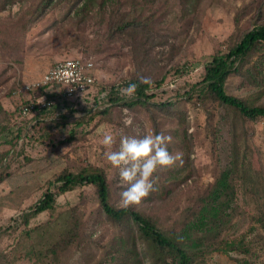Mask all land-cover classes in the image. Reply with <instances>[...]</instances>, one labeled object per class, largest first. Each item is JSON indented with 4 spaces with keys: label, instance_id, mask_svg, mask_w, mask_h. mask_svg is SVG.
Wrapping results in <instances>:
<instances>
[{
    "label": "rangeland",
    "instance_id": "374dc122",
    "mask_svg": "<svg viewBox=\"0 0 264 264\" xmlns=\"http://www.w3.org/2000/svg\"><path fill=\"white\" fill-rule=\"evenodd\" d=\"M260 24L264 0H0V264H176L154 260L131 221L108 219L91 184L25 216L61 172L87 166L104 169L122 207L127 185L102 136L111 133L117 150L121 135L147 132L169 135L178 159L129 206L183 235L193 264H264V117L220 102L202 82L206 62ZM77 57L95 64L93 90L22 117L21 100L37 91L18 89ZM141 78L144 103L120 91ZM226 91L264 106V47Z\"/></svg>",
    "mask_w": 264,
    "mask_h": 264
},
{
    "label": "trees",
    "instance_id": "16d2710c",
    "mask_svg": "<svg viewBox=\"0 0 264 264\" xmlns=\"http://www.w3.org/2000/svg\"><path fill=\"white\" fill-rule=\"evenodd\" d=\"M260 47H264V24L255 25L248 30L227 53L214 54L205 64V74L202 79V82L214 94L215 98L222 103L237 108L241 113L252 119L259 116L264 117V106L249 105L243 99L228 94L226 82L229 76L238 72L246 59ZM133 83L137 85L135 91L140 102H146V99L150 97L145 91L149 84L139 80H134ZM42 92L47 93L55 100L54 106L58 105L59 100L55 93L50 90L46 91L44 88ZM30 96L21 100L18 108L20 115L21 107L28 102ZM70 101L79 102L80 100ZM54 182L57 183L56 191L47 190L31 207L30 211L25 214L27 220L29 217L53 209L57 195L66 193L78 186L91 184L96 187L100 207L107 218L119 222L129 220L134 223L138 228L140 242L148 247L154 260L159 262L160 260L166 261L168 258H173L176 264H193V258L188 247L183 245L181 241L184 240L183 235L179 234L178 238L171 236L159 228L151 217L144 215L142 212L130 206L126 208L117 207L111 203L110 186L103 168L87 166L78 171L65 170L55 178ZM220 183L224 184V182Z\"/></svg>",
    "mask_w": 264,
    "mask_h": 264
},
{
    "label": "clouds",
    "instance_id": "9594fccd",
    "mask_svg": "<svg viewBox=\"0 0 264 264\" xmlns=\"http://www.w3.org/2000/svg\"><path fill=\"white\" fill-rule=\"evenodd\" d=\"M59 74V70L57 73ZM146 82V78H141ZM137 85L129 83L120 91L126 97H132ZM125 127L131 125L132 118L125 115ZM171 137L164 133L147 132L142 137L121 135L117 150H109L114 143L113 135L105 133L101 143L105 147L104 158L113 167L119 170L120 184L127 185L120 191V205L128 207L138 203L149 192L154 191V173L160 167H166L175 162L178 157L171 155L166 143Z\"/></svg>",
    "mask_w": 264,
    "mask_h": 264
},
{
    "label": "built area",
    "instance_id": "2783aa9c",
    "mask_svg": "<svg viewBox=\"0 0 264 264\" xmlns=\"http://www.w3.org/2000/svg\"><path fill=\"white\" fill-rule=\"evenodd\" d=\"M57 70H59V74H55ZM94 71L95 64L91 59L77 57L57 62L38 81L18 89V93L37 91L21 107V116L37 114L54 106L55 100L47 93L42 92L43 88L55 93L60 101L81 100L96 84Z\"/></svg>",
    "mask_w": 264,
    "mask_h": 264
}]
</instances>
